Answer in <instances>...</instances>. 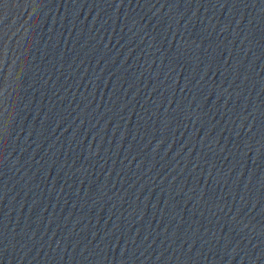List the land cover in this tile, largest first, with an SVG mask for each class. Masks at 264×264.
<instances>
[{
  "label": "water",
  "instance_id": "obj_1",
  "mask_svg": "<svg viewBox=\"0 0 264 264\" xmlns=\"http://www.w3.org/2000/svg\"><path fill=\"white\" fill-rule=\"evenodd\" d=\"M0 264H264V0H0Z\"/></svg>",
  "mask_w": 264,
  "mask_h": 264
}]
</instances>
